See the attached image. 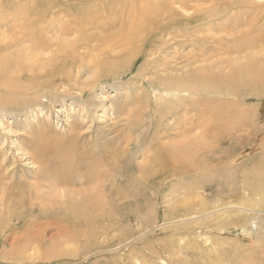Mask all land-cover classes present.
Wrapping results in <instances>:
<instances>
[{
    "label": "bare ground",
    "instance_id": "obj_1",
    "mask_svg": "<svg viewBox=\"0 0 264 264\" xmlns=\"http://www.w3.org/2000/svg\"><path fill=\"white\" fill-rule=\"evenodd\" d=\"M31 1L34 3L33 9L20 4L19 0L0 3V93L5 91L13 95L12 101L5 98L9 96H0V102H3L0 105L11 106L17 97H24L29 103H32V96L46 99L48 94L63 89L65 79L72 76L74 68L81 69L82 64L95 68L94 79L88 85L94 89L91 85L95 81L118 76L125 69L129 71L132 66L135 67L134 59L144 55L148 59L161 44L168 43L166 36L176 34L172 30H181L176 36L184 40L178 42L180 50L176 53L191 62L190 69L185 71L174 68L170 70L172 74L151 81L150 85L156 83L157 87L153 88L151 96H141V104L146 105L151 98L154 99V107L149 104L142 107L140 113L135 112L138 116L149 115L147 118L152 119L150 126L157 119L164 124L167 116L181 110L187 114L193 113L190 118H185L184 113L180 112L183 115L177 121L182 126L179 132L168 126L167 129L172 131L168 132L172 134L166 135V132L160 130L152 138L154 146L158 143L155 147L165 149L163 157L160 153L156 154L153 164L163 161L165 165H171L167 167L172 168V192L182 187L184 197L191 196L196 200L184 210V216L172 207V221L167 224H172L175 230L192 227L197 231L204 222H217L215 227L211 226L220 235L230 234L233 229L240 227L243 229L242 235L248 237L246 225L260 218L264 220V216L255 213H264L261 206L264 205V180L244 183L247 186L241 189L247 195L236 193L231 201H224L219 195L211 200L209 196L199 193L218 187L225 192L227 187L223 186L228 181H235L229 170L233 151L226 153L222 146L228 142L233 143L234 139L239 140L240 144L249 141L244 147L250 146V136L258 131L255 127L264 120L260 116L262 106L259 103L264 99V3H260V0H126L131 5H118L111 3V0H79L75 6L63 11L66 2L59 7V0ZM96 3L99 5L95 6ZM220 18L226 22L217 23ZM204 26L210 28L205 29ZM202 32L213 35L207 38ZM182 49L187 52H182ZM253 97L259 101L248 104ZM132 111L129 119L132 118ZM143 123L144 119H138L132 123L131 128H141ZM260 131L264 132V129ZM134 133L139 149L143 142L146 143V137H143V141L141 133ZM192 134L194 137L190 138ZM80 137L81 134L73 133L66 144L60 140H45L29 145L33 151V162L43 170V174L36 178L38 182L50 183L61 191L94 185L82 192L66 191V196L70 192L74 202L63 203L62 209L44 205L39 190L35 188H28L29 198L21 193L18 194L20 199H17L10 191L11 186L6 183L5 177L0 176V234L3 235L0 239L3 245L0 244V247L5 250L1 252L3 258H9L5 245L13 232L22 228L32 230L31 225H44L43 221L39 222L52 212H63L62 217L63 214H72L76 220L91 224L109 222L116 210L110 201L108 183L116 187L117 193L127 195L131 191L139 194L137 185L132 184L135 188L124 186L121 180L123 177L118 173L112 174L109 169L116 156L129 153L131 149H122V144L120 147L115 146V143L96 147L95 151L87 153L77 146L76 140ZM178 138L185 140L180 139V142L174 143ZM118 140L116 138L114 141L118 144ZM255 143L259 148L262 141ZM256 146L253 145L249 153L258 150ZM261 148L264 149V143ZM90 161L94 162L93 168L88 166ZM209 165L214 167L211 166L209 172H205ZM120 170L125 168L120 167ZM141 171V168L135 170L136 176ZM246 173L245 179L251 174L257 176V171ZM163 174L168 177L167 171L140 175L146 187H151L149 183L159 177L163 178ZM217 176L219 179L215 181ZM111 178L114 182L112 184ZM152 188L154 186L149 190ZM155 194L158 198V192ZM64 197L60 196L61 199ZM19 208L23 211L16 214ZM14 217L19 220L18 224L13 223ZM64 219L70 220L69 217ZM219 221L223 224L220 225ZM198 235L204 245L207 242L213 244L211 236L202 233ZM196 240L199 239L196 237ZM197 244L196 241H187L184 237L176 239L172 235L160 246L167 249L172 257L169 254V262H165L162 256L158 259L165 264H175V261L181 262L182 259L188 262V252L192 247L197 249ZM185 245L186 249H183ZM131 247L133 261L155 264L147 262L145 253L149 249L135 248V245ZM153 248L155 250L157 247ZM123 262L119 261L120 264ZM246 264L251 263L249 261Z\"/></svg>",
    "mask_w": 264,
    "mask_h": 264
},
{
    "label": "rangeland",
    "instance_id": "obj_2",
    "mask_svg": "<svg viewBox=\"0 0 264 264\" xmlns=\"http://www.w3.org/2000/svg\"><path fill=\"white\" fill-rule=\"evenodd\" d=\"M9 1L13 0H0V3ZM64 2H66L65 6H63ZM78 2L79 0H59V7L63 6V11L65 9L67 11ZM19 3L25 4L29 9L34 7V3L31 0H19ZM106 3L108 4V2ZM111 3L131 5L126 0H111ZM97 4L95 6L99 5ZM83 13L85 14V12ZM225 22L223 18L217 20V23ZM203 28L209 29L210 26H204ZM172 32L176 34L166 36L165 40L168 43L163 45L159 43L161 45L153 52L151 57L148 59H146L145 55L137 57L134 59L135 67L132 66L129 71L127 69L121 71L118 76H110L108 78L104 75L103 77L105 78L95 81L94 85H91L94 89L89 88L88 85L94 79L95 70L93 69L95 68L82 64L81 69L74 68L72 76L65 79V89L48 94L46 99L32 96V99H30L32 103H29L26 98L17 97L11 103V106L0 105V176L5 177L6 183L11 186L10 191L17 199H20L19 195L21 193H24L23 196L27 198L28 188H35L39 190L44 205L62 209L63 203L74 202L70 192L66 196V191L75 190L82 192L94 186H79L74 189L67 188L61 191L50 183H40L36 180L37 177L43 174V170L42 167L35 165L33 162L31 156L33 151L29 148V145L45 140H60L62 144H66L73 133L81 134L80 139H77L76 143L81 151L86 150L87 153H92L96 147L102 148L104 145H114L115 143V146L122 144V149H131L129 153H122L116 156L112 160L109 169L112 174L118 173L121 177L126 178L125 180L121 178L124 186L135 188V186H132V184H135L139 189V194H134L130 191L126 195V193H117L115 191L116 187H111L110 183H108L111 191L109 194L110 201L116 210L112 213L109 222H101L98 225L91 224L84 220H76L72 214H63L62 217L63 212L55 211L39 222H44V225L39 224L36 227L31 225L32 230L22 228L17 231L18 233L13 232L8 244L5 245L9 258L2 257L3 254L1 252H5V250H3L2 246L0 247V264H22L23 262V264H120L119 261L123 262L125 260L124 264H139L132 260L131 246L133 245L136 246L135 248L144 247L146 250L149 249L145 253V255L147 254V262L165 264V262H169L168 260L172 255L168 253L167 249L165 251L161 247L163 242H166L172 235L176 239L184 237L187 241H196L198 243L197 249L192 247L189 250L187 255L188 262L182 259L181 262L175 261V264L177 262L178 264H246L249 261L251 264H264V220L262 218L246 225L248 237L242 235L243 229L240 227L236 230L233 229L230 234L220 235L213 230L217 222H214V224L212 222H204L200 226L201 229L197 231L192 227L175 230L172 229V224H167L172 221V207L179 210L184 216V210L196 200L191 196L184 197L182 195V187H178L177 190L172 192V168L167 167L171 165H165L163 161L162 163L157 161L155 165L153 164L156 154L160 153L163 157L165 149L161 150L159 147H155L158 143H155L154 146L152 138L160 130L166 132V135L172 134L169 132H172L171 129L174 128L179 132V127L182 128V126L177 121L182 119L183 113L185 118H190L193 113L187 114L184 110H181L177 112L178 114L175 112V115L167 116L164 119V124H161L159 119H157L150 126L152 119L147 118L149 115L138 116L135 112L138 111L140 113V111H143L142 107H146L149 104L154 107L155 102L151 98L146 105L141 104V96H151L153 88L156 89L157 87L155 86L157 85L156 83L153 86L150 85L151 81L172 74L170 70L174 68L185 71L190 69L191 62H188L187 58H183V55L176 53L180 50L179 45H177L178 42L184 40L180 37L178 39L176 35L182 31L172 30ZM201 34L207 38L213 35H206L205 32ZM181 51L187 52L184 49ZM148 61L149 63H146ZM174 72L176 71L174 70ZM83 91L85 93H82ZM3 95L9 96L5 97L9 98V101L13 100L12 94L1 91L0 96ZM252 99L248 104H255L259 101L254 97ZM259 103L262 106L260 107V116L264 117V99H261ZM131 110H133L132 118L129 119L128 116ZM151 110L153 111L154 109ZM180 112L183 113L181 114ZM147 113H150V109H148ZM133 115L136 116L133 117ZM178 116L179 118L177 119ZM138 119H144L143 126L141 128L140 126L139 128H131L132 123ZM263 125L264 120H261V123L255 127V130L258 129V131H255L250 136V146L244 147L249 141L240 144L237 139L232 140L233 143L228 142L222 146V150L226 153L233 151V159L232 162L229 160L230 169H228L232 171L235 181H228L226 186H223L227 187L226 191H220L221 187H218L217 189H206L199 194H203L206 197L209 196L211 200L219 195L223 197L224 201H231L236 193L238 195H247L241 189L247 186L244 183L249 181L258 182L255 181L257 179L264 180V166L262 165V163L264 164V149L261 148L264 143V132L260 131L264 129ZM168 126L171 129H167ZM135 131L141 133L142 140L143 137H146L144 138L146 143L143 142L139 149ZM193 137L194 134L190 136V138ZM116 138H119L118 144L114 141ZM180 139L181 141L185 140L184 138H178L174 143H178ZM258 141H262L259 148L255 143ZM211 142L212 140H210ZM216 145L218 146V143ZM253 145L258 150L249 153ZM243 153H246V156H243ZM250 154L252 155L250 156ZM93 165V161L88 164L92 168L94 167ZM211 166L214 167L213 165L206 166L205 172H209L212 168ZM120 167H124L125 170L119 171ZM126 168L129 170H126ZM139 168L142 171L136 176L135 170ZM159 169L161 170L159 171ZM161 171H167L169 178L163 174V178L159 177V179L149 183L151 187L154 186V188L149 190L151 187H146L141 175L145 172ZM247 171L250 174L257 171V176L255 177L251 174L248 179H245L248 174L246 173ZM218 179V176L215 177V181ZM110 182L111 184L114 183L112 178ZM155 192H158V198ZM61 195H65V197L61 199ZM79 197H82V195H79ZM211 200L209 199V201ZM237 200H239V197ZM261 206L263 210L264 205ZM22 211L23 209L19 208L16 210V214ZM255 213L258 216H264V213ZM68 217L71 220V222L68 220L69 223L64 219H68ZM12 221L14 224L19 223L16 217L12 218ZM219 222L220 225L223 224L222 221ZM59 223L60 226L58 225ZM199 233L211 236L213 239L211 243L213 244L207 242L204 245L203 239L198 237ZM1 235L0 239L3 238V235ZM196 237L199 240H196ZM0 244L3 245L2 241ZM23 246L26 247L23 249ZM150 246L157 247L155 250L152 247L156 252H153ZM183 249H186V245L183 246ZM29 253L31 254L30 256ZM160 257L165 259V262L159 261L158 258ZM168 264H172V262Z\"/></svg>",
    "mask_w": 264,
    "mask_h": 264
},
{
    "label": "snow or ice",
    "instance_id": "obj_3",
    "mask_svg": "<svg viewBox=\"0 0 264 264\" xmlns=\"http://www.w3.org/2000/svg\"><path fill=\"white\" fill-rule=\"evenodd\" d=\"M260 3H264V0H260Z\"/></svg>",
    "mask_w": 264,
    "mask_h": 264
}]
</instances>
